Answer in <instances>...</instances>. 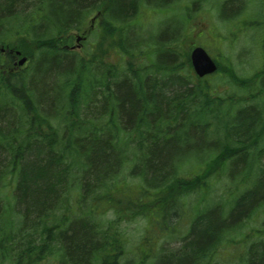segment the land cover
<instances>
[{
    "label": "trees",
    "instance_id": "1",
    "mask_svg": "<svg viewBox=\"0 0 264 264\" xmlns=\"http://www.w3.org/2000/svg\"><path fill=\"white\" fill-rule=\"evenodd\" d=\"M97 1L109 2L114 18L122 20L135 13L139 2L31 0L25 4L22 0H0V39L15 41L18 33L26 32L30 26L37 34L40 26L47 30L54 26V30H63L64 35L71 27L80 30L83 25L80 12ZM229 3L224 7L225 12H237V9L230 12ZM16 12L22 16V21L1 27ZM32 12L37 16L31 23ZM113 24L116 31L119 22ZM40 43L45 50L50 49L55 55L59 53L55 40ZM113 45L120 43L114 42ZM87 59L92 60L91 57ZM61 64L60 60L48 59L45 69L37 70L33 78L40 97L33 112L41 114L37 106L47 107L48 116L42 118L40 129L43 130L46 121L49 133L32 134L28 129L26 140L21 141L18 131L23 127L19 129L13 112L14 118L7 124V127L12 124V131L5 138L0 137V160L7 159V151L10 152L5 170H2L4 164L0 163V192L5 187L7 173L13 174L15 179L13 200H0V264H40L41 259L51 256L70 257L69 264H126L122 260H129L127 264H264V230L259 228H254L256 233L251 240L244 236L242 242L247 246L238 255L239 259H235L237 255L231 257L228 254L216 259L222 254L224 245L242 243L236 242L233 233L243 232V226L239 228L234 223L257 198L264 196V106L240 108L230 114L223 127L218 121L215 133L218 135L223 129V135L215 146L206 147L211 119H220L224 102L205 98L202 93L200 95L204 98H199L185 79L170 76V72L163 74L158 83L155 79L146 80L142 88L132 80H124L111 83L110 96L114 98L106 99L109 106L111 99L118 102L120 115L119 120L112 121L113 133L109 135L105 129L94 127L90 115L93 98H63L65 86L56 83L61 75L57 72ZM90 84L91 80H81L82 96L90 95ZM6 99L10 100L7 106L17 102L16 98ZM184 103L193 111V117L190 118V112L183 108ZM95 104L99 105V102ZM83 106L86 109L81 113ZM17 107L19 115L31 109L22 104ZM6 108L3 104L0 108L1 125L8 121L5 117L9 114L4 113ZM260 132L262 138L256 141ZM246 137L250 138L245 140ZM130 142L138 144L137 147L134 149ZM188 147L190 151L180 161L183 164L178 172L190 161L204 164V167L191 179L172 175L171 170L176 165L173 159ZM130 155V174L144 184L137 190L139 197L135 200L128 195L132 188H129L130 183L125 176L120 177L125 159ZM141 166L145 169L143 173L138 171ZM220 171H224L225 176L227 173L236 183L243 181L245 189L238 194L228 193L226 201L221 200L219 204L208 202L204 210L200 209L192 218L185 234H181L176 226L169 227L171 233H179L177 238L181 244L175 250L159 247L161 239L173 234L153 232L156 235L152 233L153 239L143 237L133 251L126 253L129 238L126 231L120 229L122 223L143 216L150 222L151 231L159 228L163 233L167 230L165 223L169 221V209L166 206L162 210L157 206L138 208L137 203L143 201V196L199 192L210 187L214 177L220 179ZM59 194L80 196L57 199ZM113 198L120 203L119 207L114 206L117 220L113 223L109 220L106 224L102 219L110 211L107 207L100 212L102 205L99 204L107 200L115 205ZM131 205L137 208L131 210ZM261 207L264 202L254 208L249 218ZM122 211L129 213L121 215ZM156 219L160 220L159 226L155 224ZM126 254L129 259H123ZM91 258L99 260L93 262Z\"/></svg>",
    "mask_w": 264,
    "mask_h": 264
},
{
    "label": "bare ground",
    "instance_id": "2",
    "mask_svg": "<svg viewBox=\"0 0 264 264\" xmlns=\"http://www.w3.org/2000/svg\"><path fill=\"white\" fill-rule=\"evenodd\" d=\"M22 1L25 4L31 2V0ZM239 1L241 0H219V2L216 3L213 0H188L187 6L184 7L183 0H169L165 2L139 0L135 13L123 20L122 18H114L109 7V2L97 1L80 12V15L83 16V34L79 33L77 28L73 27L65 31L74 36L76 43H70L65 38L63 34L64 31L60 29L54 30V26L51 27L53 29L50 28L51 31L47 30L48 28L45 29L43 26H40L39 34L34 33L30 26L29 30H26V32L20 31L18 37L13 33L16 37L15 41H2V39H0V105L6 102V98H16L17 100L16 103L10 104L4 110V113L9 115L5 117L8 121L3 122L2 125L0 124V137L5 138L10 133L9 131H12L10 130L12 124L7 127V124L14 118L11 113L15 112V122L19 121V109L17 105L22 104L26 108H31L38 103L37 98L40 97L36 82L33 78L37 70L41 72L42 69H45L44 64L48 59L60 60L62 62L57 71L58 74L61 75L57 78L56 83H60L62 87L65 86L63 88V98H114V96H110L111 83L114 84L124 80H132L137 87L142 88V83L146 80L152 81V79H155L158 83L163 79V74L170 72V76H179L185 79L187 85L192 89V92L198 93L199 98H204L202 95H204L205 98H233L231 95L223 97L218 92V87L225 83L233 84L241 88L242 91H247H244L245 93L242 94V98L238 96L234 97L238 99L235 100L232 106H229V108L225 110L224 114L218 119L219 122H223L231 107L262 106L256 99H250L252 103H247L246 105H240V103L241 101H249L243 98H264V39L261 40L262 44L260 50H258V59L254 60L252 72L249 75H242L237 71L235 65L230 60L227 62L220 61V59L224 60V54L219 53L217 55L215 52V48L217 49L216 46L215 48L213 46L214 56L211 55L204 46L200 44L192 45V41L187 37V35L191 34V27L193 25L198 26L201 23V19H199L196 13L203 10L202 14L210 13L212 14L210 15L212 20L218 18L221 21L220 23L217 22L218 28L223 35L221 45L226 44L230 37L232 38L236 35L247 38L249 43L245 44L248 45L249 48L250 46H254L255 43L253 40L257 38H250L248 35L245 37L244 35L246 33L242 35L240 30L234 28V24L240 20H248L252 23L257 21L258 17L255 14L244 11L247 8V4L239 12H225L224 7H226V4L230 2L228 7L231 12L236 8L237 2ZM250 1H253V7L255 5L264 7L262 3H255L257 0ZM185 3L186 2H184V4ZM197 5L200 8H196ZM147 7L153 9L171 8L169 12L162 15L154 13V21L156 23V19H158V26L155 27L156 29L152 30L153 37L146 36L143 33L144 29H146V24L150 22H145L147 17L142 24L139 23V19L142 18L144 10ZM215 8L218 9L217 15H214L212 12ZM179 10L180 12L178 13ZM178 14L180 16V21H183L182 24H180L182 26V32L179 33L177 26H172V22L176 21ZM191 14L197 19L196 21H198L193 25L189 24L191 20H193ZM35 16H37V14L34 12L30 14L31 23ZM163 16H168L169 18L164 27L159 26V22ZM187 18H189L190 21L187 20ZM21 21L22 16L17 15L16 12L12 17L6 19L1 24V27L4 28L15 25ZM115 21L119 22V25L116 26V31L113 30L115 26L113 23ZM230 21H233L230 28L222 26V23ZM261 24L264 27V17L261 18ZM186 31H188L189 34ZM48 39L55 40L59 48V53L57 55H55L52 50H45L44 46H41L40 41ZM188 40L190 46L183 53L182 45ZM114 42L120 43V45L114 46ZM83 48L86 50L84 53L89 54L88 56H90L92 60L89 61L81 54L80 51ZM196 48H202L207 53L216 66L214 71L205 73L204 75L198 73L192 56ZM252 55L253 53L248 51V56ZM217 76L220 78V81L214 84L211 80ZM81 80H91V84L89 85L90 95L82 96L79 85ZM165 80H167V78H165ZM200 93H202V95H200ZM97 101H99V99H97ZM113 104L114 102L112 101V108ZM184 104L183 108L186 109V112H190V118L193 117V111L188 108L187 103ZM100 108V105H95V111ZM262 113H264V108ZM187 114L186 116L188 117L189 113ZM3 125H6L7 128ZM20 128L21 125L19 126V129ZM159 129L160 124L157 125V130L159 131ZM16 131L17 130L14 132ZM21 133V130L18 131V138L21 137ZM261 134L260 132L259 135L256 136V141L261 140ZM248 138L250 137H246L245 140H248ZM54 142L55 140L52 139V143ZM130 143L134 146V149L137 147L134 143ZM3 149L6 150V148ZM189 151L190 148L188 147L183 154H179L173 159V163H176V165L171 170L172 175L180 176L178 168L183 164H181L180 161L184 156L188 155ZM131 158L132 156L130 155V157L125 159L126 162L123 164L122 170L125 165L131 164ZM144 170L145 169L141 166L138 171L139 173H143ZM86 181L88 182V180ZM234 191V188L230 190V195L234 193ZM183 195L184 193L177 192L163 193L160 195V199L164 206L170 211L168 214L169 221L182 214L180 199ZM63 196L65 195L59 194L57 199ZM262 202H264V196L257 198L242 217L233 223L237 224L239 228L242 226L244 228V224L249 219L254 208ZM254 236L255 235H252V238H254Z\"/></svg>",
    "mask_w": 264,
    "mask_h": 264
},
{
    "label": "rangeland",
    "instance_id": "3",
    "mask_svg": "<svg viewBox=\"0 0 264 264\" xmlns=\"http://www.w3.org/2000/svg\"><path fill=\"white\" fill-rule=\"evenodd\" d=\"M211 1V0H210ZM214 2H219V0H213ZM245 0H241V2H237L236 8L237 12L241 11L242 8L246 5L244 3ZM184 2H186L184 4ZM246 2V1H245ZM255 3H262L264 4V0H257ZM188 4V0H183V6L186 7ZM199 6L197 5L196 8H198ZM200 8V7H199ZM254 10H259L260 6L255 5L253 7ZM171 10V8L169 9H153V8H145L144 10V14L142 16V18L139 19V23L142 24L144 22H148L146 24V29H144V35L146 36H151L153 37V31L154 29H156L155 27L158 26V19H156V23L154 21V13H157L159 15L165 14L167 12H169ZM212 10V9H211ZM210 11V10H209ZM264 11V10H263ZM261 11V12H263ZM175 12V11H174ZM180 12V10L178 11V13ZM203 10L199 13H196L199 17V19H201V23L198 26H194L193 24H195L197 19L194 18V16L191 14V17L193 20H191V22L189 23L190 25H193L191 27L190 30V35H187L188 39L190 38V40L192 41V45L194 44H200L202 46H204L205 48L208 49V51L210 52L211 55L215 56V53L213 51V46L215 48V46L217 47V49L215 48V52L217 53V55L219 53H223L224 54V60L220 59L221 62H227V61H231L233 62V64L235 65L237 71L242 74V75H249L252 70H253V63L254 60L258 59V50H260V46L262 44L261 40H262V36H260V33L258 32V27L253 26L252 28L247 27L244 23L242 22H236L238 23L237 25L234 24V28L240 30L243 35V33H246L244 36L246 37L247 35L250 38H257L256 40H253V42L255 43L254 46H250V48L248 47V45H246L245 43H249V40L247 38H243L241 36H234V37H230L229 40L226 42V44L221 45L222 42V33L220 32V29L218 28V23H220L221 21L218 18H214V20L211 19L210 13H205L202 14ZM214 15L218 14V9L215 8L214 11H212ZM205 19V21H204ZM169 18L168 16H163L161 21L159 22V26H165L166 23L168 22ZM187 20L190 21L189 18H187ZM257 20H260V18L258 17ZM183 21H180V16L179 14L177 15L176 21L172 22V26L178 28V33L182 32V26L180 24H182ZM155 24V25H154ZM233 24V21L227 22V23H222V26L224 27H228L230 28V26ZM240 27V28H239ZM261 32H263L262 30H259ZM188 32V31H186ZM230 33V32H228ZM182 34V33H181ZM180 34V35H181ZM189 34V32H188ZM178 35V34H177ZM195 39V40H193ZM244 39V40H243ZM191 45V46H192ZM190 46V42L189 40L185 43H183L182 45V52L184 53L187 48ZM247 49V50H245ZM84 48L80 51L81 54L85 57H87L89 54H85L84 53ZM248 51L253 53L252 56H248ZM237 72V73H238ZM214 84H217V82L220 81V78L214 77L211 80ZM218 92L223 96H227V95H231L233 96V98L235 96H238L240 98H242V94H244L245 92H247L246 90L242 91L241 88H239L238 86H235L233 84L230 83H225L224 85H220L218 87ZM217 101H220V98H214ZM223 100L225 98H222ZM245 100H248L246 98H243ZM223 102V101H222ZM247 103H252V101H241L240 105L244 104L246 105ZM260 104L262 106H264V103L260 102ZM246 106L243 107H237L236 109H240V108H244ZM44 110L46 109L43 108ZM225 110L222 112V115L224 114ZM34 131H36L37 133H43V130L38 128L35 129ZM33 131V132H34ZM34 137L36 138V136L34 135ZM34 138V139H35ZM138 145V144H137ZM6 154V153H5ZM7 159L4 160H0V163L4 164V166L2 167V170H5L6 165H8L9 161V157H10V152L7 151ZM132 164H127L123 167V170L120 173V177H126V180L129 184V188L131 190V192H128V194L130 196H132L133 200H135L137 197V195L139 194L137 192L138 189H140V187L144 186L143 182L137 178L136 176L134 177L131 173L132 171ZM204 167V164H196L195 162L190 161V163H187L183 166V169L179 172L180 176L191 179L194 175V173H197L200 169H202ZM221 175L220 179H216L214 178L213 181L211 182L212 185L209 188H204L203 192H199V193H188L190 195L187 196H191L194 199L199 196L202 197L205 201H212V203L214 202H219L221 200V198H225V192L228 189H233L236 188V183L235 181H232V179H230V177L227 175L225 176L224 171H220L219 172ZM10 179V180H9ZM117 179H119L117 177ZM115 180V182H118V180ZM13 176H9L5 182V187L2 189V191L0 192V200H8V199H12L13 200V196H12V192H14V185H13ZM229 180H231L232 182L230 183ZM253 179L250 181L251 185L253 182ZM245 187L242 186L240 190H244ZM129 190V189H128ZM8 192V193H7ZM117 198V194L115 196ZM143 197H146L143 196ZM184 197V196H183ZM114 199V198H113ZM115 200V199H114ZM116 201V200H115ZM187 201V205L185 204V208H187V212L190 211V197L188 199H186ZM99 205H102V207L104 206H108V205H114L112 203V201H107V200H102L101 203ZM115 207H119L120 203L116 202ZM127 206V205H126ZM132 206V205H131ZM130 206V207H131ZM147 206H153V204H144L143 207H147ZM128 208V207H127ZM116 209L114 208H110V212L107 213L104 218L102 219V221L104 223H109V220L112 221V223L117 220V213L115 212ZM129 212L127 211H122L121 215L123 214H128ZM178 217V227H180V231L181 234H185L188 229H189V222H190V215H187L186 218H182L179 216H176L174 219H176ZM114 225V224H113ZM244 228L241 229L243 232L239 231L236 233H233V236H235L234 238H236V242H242L244 236H247L249 240H251L252 235H255V230L254 228H259L264 230V208H258L253 215L247 220V222L244 224ZM148 227H149V223L147 221V217H143V216H137L134 219L128 220L127 223H122L120 226V229L125 230L126 234L128 235L129 238V242L127 244V251H133L134 247L137 246L140 243V240H143V237H147L146 233L148 232ZM239 233H243L242 235H239ZM162 244H164L165 246H167L166 249L169 248H177L178 247V243H174L173 242V238L172 237H167L166 239H163ZM240 249V244L239 243H235V244H230L229 247L227 248L226 252L229 256L235 255ZM129 253V252H128ZM227 254H219L218 257H216V259H220L223 256H227ZM56 256H51L49 258H46V264L47 262H49V260H54ZM123 259H129V257H127V254L124 255ZM90 260H97V258H91ZM129 260H127L128 262ZM54 261H52L51 263H53ZM126 262V260H125ZM130 262V261H129Z\"/></svg>",
    "mask_w": 264,
    "mask_h": 264
},
{
    "label": "water",
    "instance_id": "4",
    "mask_svg": "<svg viewBox=\"0 0 264 264\" xmlns=\"http://www.w3.org/2000/svg\"><path fill=\"white\" fill-rule=\"evenodd\" d=\"M192 56L195 68L200 75H204L216 69L215 64L202 48H196Z\"/></svg>",
    "mask_w": 264,
    "mask_h": 264
},
{
    "label": "flooded vegetation",
    "instance_id": "5",
    "mask_svg": "<svg viewBox=\"0 0 264 264\" xmlns=\"http://www.w3.org/2000/svg\"><path fill=\"white\" fill-rule=\"evenodd\" d=\"M246 1V2H245ZM244 3L247 4L249 0H245ZM104 104L106 106V108H109L108 106V103L106 101V98L104 100ZM72 259L70 257H55L54 260H51L54 261L53 263L51 264H69V262L71 261ZM95 261V260H94Z\"/></svg>",
    "mask_w": 264,
    "mask_h": 264
}]
</instances>
